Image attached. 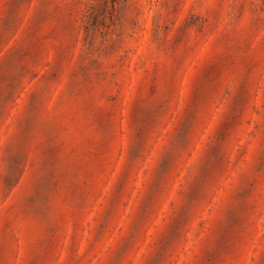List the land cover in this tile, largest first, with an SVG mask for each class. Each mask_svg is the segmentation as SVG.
<instances>
[{"label":"rangeland","instance_id":"rangeland-1","mask_svg":"<svg viewBox=\"0 0 264 264\" xmlns=\"http://www.w3.org/2000/svg\"><path fill=\"white\" fill-rule=\"evenodd\" d=\"M0 264H264V0H0Z\"/></svg>","mask_w":264,"mask_h":264}]
</instances>
